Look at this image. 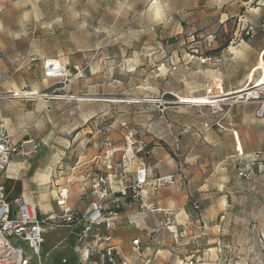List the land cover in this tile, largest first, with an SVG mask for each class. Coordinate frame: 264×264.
<instances>
[{
	"label": "rangeland",
	"instance_id": "1",
	"mask_svg": "<svg viewBox=\"0 0 264 264\" xmlns=\"http://www.w3.org/2000/svg\"><path fill=\"white\" fill-rule=\"evenodd\" d=\"M263 15L264 0H0V117L25 198L60 215L68 185L80 211L85 163L105 137L125 148L127 123L136 146L147 145L142 158L153 174H176L177 184L151 201L182 223L146 235L163 251L158 259L156 251L132 252L133 260L264 264V118L242 92L225 97L247 88L257 69L264 81V58L250 73L264 45ZM48 57L81 65L86 77L68 86L45 80ZM235 131L251 154L236 152ZM65 228L42 233L43 259Z\"/></svg>",
	"mask_w": 264,
	"mask_h": 264
},
{
	"label": "built area",
	"instance_id": "2",
	"mask_svg": "<svg viewBox=\"0 0 264 264\" xmlns=\"http://www.w3.org/2000/svg\"><path fill=\"white\" fill-rule=\"evenodd\" d=\"M261 22L264 27V15ZM249 30H252V27ZM42 66L44 79L58 80L66 86L86 77L81 65L70 66L56 57L43 59ZM263 89L239 98L257 105L259 118H264ZM122 127L125 130L126 147L117 148L108 137H105L100 154L89 163V167L82 175L86 188L82 195V203L86 208L82 213L77 208L67 205L68 191L62 190L59 195V204L63 208L61 214L55 213L48 219H43L39 208L23 197L7 201L4 185L0 184V264H30L31 258L26 248L33 256L40 257L42 233L45 229L57 230L56 227L61 225L80 229L74 243V259L79 264H135L123 256L114 244L122 213L131 202L137 204L141 215H148L153 219L155 226L149 237H157L164 229L171 232L176 229L178 222L175 210L160 207L149 198L150 194L158 195L166 186L176 185V174L151 176L149 167L142 158L143 155L150 153L147 145L139 142L136 146L133 140L134 130L130 129L127 123H122ZM205 127V130L209 128L208 123ZM234 136L237 143L236 151L243 155L238 148L239 141L235 133ZM12 146L13 140L6 133L0 117V176L6 172L10 164ZM118 153H121L119 159L116 158ZM137 159L140 161L135 163ZM178 169L179 172L183 169L181 162ZM239 175L247 177L250 174L247 170L240 169ZM43 224H47L48 227ZM13 238L19 240L13 243L11 240ZM132 244L135 254L140 257L148 256L151 252L152 246L148 241L135 239Z\"/></svg>",
	"mask_w": 264,
	"mask_h": 264
},
{
	"label": "crops",
	"instance_id": "3",
	"mask_svg": "<svg viewBox=\"0 0 264 264\" xmlns=\"http://www.w3.org/2000/svg\"><path fill=\"white\" fill-rule=\"evenodd\" d=\"M259 48L261 49V52H260L259 57H258V62L256 64V66H254L251 69L250 73L253 70H255V68L257 67V65L259 63L260 58H264V45L263 46H259ZM261 77H262V72L257 69L255 71V73H254V78L252 80L249 79V75H248V83H247L246 87L251 86L252 84H254L255 82H257ZM45 80H47V79H45ZM262 82H264V81H262ZM262 82H259V83H262ZM249 104L254 105L253 103H249ZM235 132H237V135L239 137L240 144L242 145L243 155H245V153H246V155L251 154V153L245 152L243 140L241 139L238 131H235ZM234 138H235V136H234ZM235 144H236V147H237L236 140H235ZM97 156H98V154L96 156H94L92 160L87 161L85 163V165L87 167H89V163H91ZM10 166H11V163L7 167L6 171L7 170L10 171V169H9ZM87 167H86V169H87ZM149 170H150L151 176L155 177V175L153 174V171L151 170L150 167H149ZM5 175L6 176H12L11 171L9 173H6ZM166 175H171V174H166ZM6 176L2 175L1 176V179H0V184H3L4 186H5V177ZM158 176H165V175H158ZM12 177H14V176H12ZM15 179H17V178H15ZM17 180H19V179H17ZM80 183H81L82 194H84L86 192V188L84 187L82 178H81V182ZM22 185H23V183H22ZM63 189L66 190V191H68L67 205L68 206H71V207H74L73 203H71V201L69 199L70 198V194H71V190H70L69 186L66 185ZM63 189H61V190H63ZM7 193H8L9 199H12L13 198V200H14V199H16L18 197H23L27 202L31 203L23 195L24 194V186H23V189L21 191V195H14V196H12L9 191H7ZM60 193H61V191L59 192V194ZM151 197H153L152 194H150V196H149L150 200H151ZM58 199H59V197H58ZM56 207L58 209H60V211L62 212L63 208L60 206L59 200L56 201ZM40 208H39V211H42L44 215H50V214L52 215V214H55L54 213V210H52L51 208H47V209H43L42 207H40ZM85 208H86L85 206L83 208H81L80 212L82 213L85 210ZM40 214H41V212H40ZM152 222H153V220H152V218L150 216L141 215L139 213L137 204L134 203V202H131L128 205V207L122 213V216H121L120 222H119V228H118V230L116 231V234H115L114 244L119 248V250L121 251V253L123 254V256H125L128 259L134 261L135 264H138V263H137L136 260H133V259H135V257L134 256H131L132 252H134L132 242L135 239H141V240L144 241V239H146V235H148V233H150L152 231V228H153L152 227ZM186 222L188 223L189 221L187 220ZM179 224L181 225L182 223L178 219V225ZM45 230H48V229H45ZM79 230H80L79 228H65L62 231L60 230L58 233H61V235H60V237L57 238L56 245L60 244V242L63 241L64 246L63 245H61V246H56L55 245V248H53L48 253L49 256H47V258H45V259H43L41 256L38 257L37 258V261L38 262L36 264H63V261H62L63 255H65L66 256V259L69 261L67 264H76L75 261H74L75 259H74L73 245L71 246L72 247V250H73V254L72 255H70V252H68L69 249H66L65 248V245L67 244L66 238H68V237L71 239L72 243L74 244V242L76 240L77 233H78ZM58 247H60V248H58ZM67 248H68V245H67ZM156 251H158L157 256H156V259H158L159 256L162 254L163 251L162 250H159L158 243L153 242L152 247H151L150 254L153 255V253L156 252ZM28 256L31 258L30 264H32L31 261H32L33 255L30 253V251H29V255ZM149 262H150V260H149Z\"/></svg>",
	"mask_w": 264,
	"mask_h": 264
},
{
	"label": "bare ground",
	"instance_id": "4",
	"mask_svg": "<svg viewBox=\"0 0 264 264\" xmlns=\"http://www.w3.org/2000/svg\"><path fill=\"white\" fill-rule=\"evenodd\" d=\"M260 88H264V82H262V83H257V84H253V85H251V86H249V87H247V88H245L244 90H240V91H231V92H228L226 95H225V97L226 96H228V97H232L233 96V94H236L237 92H242V94L243 95H247V94H250V93H253L254 91H257L258 89H260ZM13 95H18V93H15V94H13ZM12 95V96H13ZM20 95V94H19ZM237 95V94H236ZM199 100V99H198ZM225 100H227V98H222V99H219V101H225ZM236 137H237V139H238V141H239V137H238V135H237V133H236ZM238 148H239V150H241V151H243V148H242V145L240 144V141H239V145H238ZM4 188H5V197H6V199H7V201H9V202H11L12 200H13V198L12 199H9V197H8V193H7V191H9L10 193H11V195L12 196H14V195H20L21 194V189L19 188V186H17V181H16V179L14 178V177H11V176H7L6 177V179H5V186H4ZM7 189V190H6ZM17 197V196H16ZM46 219H48V218H46ZM49 230V229H48ZM66 242H67V245H68V248L67 249H69L68 250V252H70V255H72L73 254V250H74V244L72 243V241H71V239L70 238H68V239H66ZM75 243V242H74ZM73 245V250H72V246ZM57 253V252H56ZM74 256H75V251H74ZM62 261H63V264H67L69 261L66 259V256L65 255H63V257H62Z\"/></svg>",
	"mask_w": 264,
	"mask_h": 264
}]
</instances>
